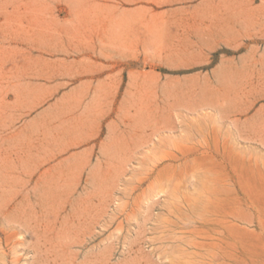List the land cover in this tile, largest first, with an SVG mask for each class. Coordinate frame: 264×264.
I'll list each match as a JSON object with an SVG mask.
<instances>
[{
    "label": "rangeland",
    "instance_id": "obj_1",
    "mask_svg": "<svg viewBox=\"0 0 264 264\" xmlns=\"http://www.w3.org/2000/svg\"><path fill=\"white\" fill-rule=\"evenodd\" d=\"M0 264H264V0H0Z\"/></svg>",
    "mask_w": 264,
    "mask_h": 264
}]
</instances>
